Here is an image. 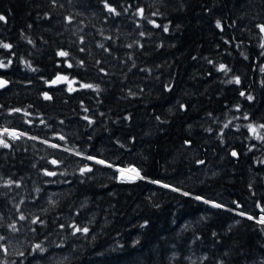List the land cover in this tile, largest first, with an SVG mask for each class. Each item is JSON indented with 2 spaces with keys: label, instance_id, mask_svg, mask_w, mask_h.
<instances>
[{
  "label": "trees",
  "instance_id": "obj_1",
  "mask_svg": "<svg viewBox=\"0 0 264 264\" xmlns=\"http://www.w3.org/2000/svg\"><path fill=\"white\" fill-rule=\"evenodd\" d=\"M109 3L0 0V130L26 134L0 147V264H264V0Z\"/></svg>",
  "mask_w": 264,
  "mask_h": 264
},
{
  "label": "snow or ice",
  "instance_id": "obj_2",
  "mask_svg": "<svg viewBox=\"0 0 264 264\" xmlns=\"http://www.w3.org/2000/svg\"><path fill=\"white\" fill-rule=\"evenodd\" d=\"M53 2L55 3V0H53ZM102 3L104 5V9L107 12H109L111 14H114V15H117V16L120 15V13L116 11V8L113 7L111 3H109V0H102ZM125 11H127V9H125ZM136 14L139 15L141 18H145L144 17V9L143 8L137 9V13ZM156 14L157 13H153V15H156ZM3 20H5V17L3 15H0V21H3ZM66 20H67L68 23H71L72 20H73V17L69 16V17L66 18ZM149 22L152 23L155 27H161L160 25H156L155 21H151L150 20ZM216 27L217 28H220L222 30L221 21H219V20L216 21ZM163 28H164V31H166V32L168 31L167 25H164ZM257 28L259 29V31L262 34V36H264V24H258L257 25ZM141 35L143 36L144 33H141ZM81 42H83V38H81ZM29 43H31V41H29ZM131 46L132 45H129V47H131ZM100 47H103V45H100ZM260 47L261 48H264V39H262V42L260 44ZM0 48L11 49L12 48V45L11 44H8V43H2V42H0ZM81 51H83V49H81ZM69 55H70V53L68 51H64V50H60V51L57 52V56H59V57H68ZM262 55H264V53H262ZM11 63H12L11 60H9L7 63H5L3 61H0V69L7 68ZM24 63H25V66L26 67L31 68V64L29 62L25 61ZM97 63H99V62H97ZM67 66L69 68H71V67H73V64L72 63H67ZM78 66L83 67L84 66V62L83 61H80ZM32 70L35 71V69H32ZM217 70L218 71H223L225 73H227L229 71V69L227 68V66L224 65V64L219 65V68ZM261 70L264 71V69H261ZM101 71H103V69H101ZM8 83H9V81H7V80L3 79L2 77H0V88H4ZM45 83L49 84V86H54V85H58V84H61V83H66L68 85V89L67 90L69 92L76 91V89L72 87V85L74 83H76V81L69 79V77L66 76V75L57 74L54 79H52L51 81H46ZM228 83L240 84V78L238 76L233 77V79L230 80V81H228ZM80 87L81 88H85V89H93L94 91H99L100 90L98 85H92V84H81ZM129 94L131 95L132 93H129ZM43 95H44V99H46V100H50L52 98L51 96L48 95V93H44ZM240 95L241 96H245V93L242 91L240 93ZM248 99L251 100L252 97L251 96H248ZM237 107H239V106H237ZM84 110H85V112L88 111L87 108H85ZM11 111L12 112H21L23 110L22 109H19V108H15V109H12ZM24 114L25 115H29V113L26 112V111L24 112ZM84 119L85 120H88L89 124H91L93 122L87 116H85ZM245 119H247V116H245ZM28 122L31 123L30 121H28ZM41 123H43V121H41ZM225 127H228V125L226 124ZM248 127H249V131L251 133H253L254 135H256V138L257 139L264 140V137H261V136H259L257 134V129L254 126L249 125ZM259 127L260 128H264V124L260 125ZM24 135H26V134L25 133H22V132H17L14 129L13 130H10L8 128L2 129V130H0V147H4V148L10 147L9 143L3 138L4 136H8L12 140H17V139H19L20 137H22ZM31 138L32 139H37L36 137H31ZM59 139L63 140L64 137L63 136H60ZM44 143H48V141H44ZM186 143H188V142L186 141ZM51 147L57 148V147H59V145L52 144ZM75 154L76 155H81V153H79V152H77ZM231 155L233 157H235V156L238 155V153L235 152V151H233L231 153ZM87 159L88 160H93V161H95V163H98V164H105L106 163V161H104V160H97L93 156H88ZM50 163L53 164V165H56V164L59 163V161L52 160V161H50ZM198 163H203V161H198ZM107 166L108 167H112L111 164H108ZM91 171H92V168L89 167V166H87V165H85L84 167H82L80 169L81 175H84V174H86L88 172H91ZM117 171H119L121 173L120 179L122 181H125V180H127V181H134V180H137V179H145V177H143L140 174V171L137 168H135V167L118 168ZM44 174L47 175V176H54V175H56L55 172H51V171H47V170H45ZM13 183H17V186H19L18 185V182H15V181H12V180L5 181V186L12 185ZM152 183H160V182L159 181H152ZM163 187H166L167 188V187H170V185L164 184ZM173 190L174 191H179V189H173ZM37 191H39V190H37ZM183 194L185 196L189 195V193H187V192H185ZM195 199L201 200L203 198L197 196V197H195ZM204 202L205 203H212L213 206L214 207H217V208L223 207V205H221V204H215V203H213L211 201L205 200ZM238 207H239V205H238ZM257 207H261V206L258 204ZM261 210H262V212H264V208H262ZM239 214L242 215V216L246 215V213H244V212H241ZM247 218L248 219H256L255 217H252V216H248ZM20 219L21 220H24L25 219V216L21 215L20 216ZM256 222L259 223V224H261V225H264V215H262L260 218H258L256 220ZM32 223L33 224H35V223H43V221H41V220H39V218H37V219H33L32 220ZM9 227L14 232L17 230L15 224L9 225ZM61 227L63 228L64 225H61ZM72 227L74 229L73 234H75L77 232L88 233V231H89V229L87 227H82L81 228V227H78L76 225H72ZM0 239H3V237H0ZM35 250H39L40 252H44L45 251V249L43 247H41V245H39V244H37V245L34 246V251ZM5 252H6V249H5ZM19 255L23 256L24 253L21 252V253H19Z\"/></svg>",
  "mask_w": 264,
  "mask_h": 264
},
{
  "label": "rangeland",
  "instance_id": "obj_3",
  "mask_svg": "<svg viewBox=\"0 0 264 264\" xmlns=\"http://www.w3.org/2000/svg\"><path fill=\"white\" fill-rule=\"evenodd\" d=\"M9 129H10V130H13V129H14V130H16L17 132H20L18 129H15V128H9ZM118 168H124V167H122V166H118L117 169H118ZM125 168H128V167H125ZM118 175H119V177L121 176V173H120L119 171H118Z\"/></svg>",
  "mask_w": 264,
  "mask_h": 264
},
{
  "label": "water",
  "instance_id": "obj_4",
  "mask_svg": "<svg viewBox=\"0 0 264 264\" xmlns=\"http://www.w3.org/2000/svg\"><path fill=\"white\" fill-rule=\"evenodd\" d=\"M55 77H56V76H54L52 79H54ZM52 79H51V80H52ZM51 80H50V81H51ZM233 151H235V152H236V150H235V149H232V150H231V153H232ZM235 157H236V156H235Z\"/></svg>",
  "mask_w": 264,
  "mask_h": 264
}]
</instances>
